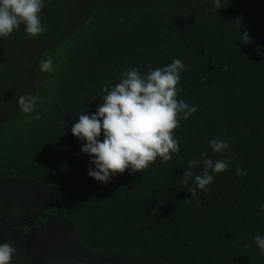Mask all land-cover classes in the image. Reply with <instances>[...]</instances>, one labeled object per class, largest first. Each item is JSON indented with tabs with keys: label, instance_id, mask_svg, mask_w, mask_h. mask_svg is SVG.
I'll use <instances>...</instances> for the list:
<instances>
[{
	"label": "trees",
	"instance_id": "obj_1",
	"mask_svg": "<svg viewBox=\"0 0 264 264\" xmlns=\"http://www.w3.org/2000/svg\"><path fill=\"white\" fill-rule=\"evenodd\" d=\"M220 6L215 10L214 0H55L40 13L42 35L29 38L22 24L0 37V190L52 196L49 207L40 203L44 208L36 205L31 214L45 227L49 219L65 224L82 254L69 248L66 257L50 260L264 264L252 239L264 237V0H220ZM244 31L252 43L241 41ZM42 58L53 60L52 73L39 70ZM174 59L186 68L177 99L197 108L175 130L179 154L168 162L158 157L142 173L126 170L107 185L90 177L95 166L81 152L86 141L71 131L79 115L93 114L103 102L102 85L119 83L123 71L136 67L143 75ZM27 93L40 97L39 120L18 107L17 97ZM213 138L230 148L213 152ZM201 152L230 163L226 172L210 173V193L198 189L191 196L193 181L180 180ZM237 166L247 175L238 176ZM203 170L202 162L193 169ZM11 196L0 191L7 224L10 213L18 217L31 206L17 208Z\"/></svg>",
	"mask_w": 264,
	"mask_h": 264
},
{
	"label": "clouds",
	"instance_id": "obj_2",
	"mask_svg": "<svg viewBox=\"0 0 264 264\" xmlns=\"http://www.w3.org/2000/svg\"><path fill=\"white\" fill-rule=\"evenodd\" d=\"M214 2L215 10L220 9V0ZM44 7L45 0H0V37L7 38L22 24L29 38L42 35L46 31L40 18ZM241 41L252 43L247 31L243 32ZM38 66L41 72L54 71L51 58H42ZM185 70L184 63L174 59L162 68H149L143 75L139 68L132 67L123 71L119 83L112 86L105 82L102 85L103 102L93 114L79 115L78 122L71 129L74 137L86 141L81 152L88 154L90 164L95 166L88 169L90 177L107 185L112 177L126 170L142 173L158 157L162 162H168L173 154H179L180 141L175 138V130L181 126V119L187 120L197 111L195 106L177 99L182 91L178 87L180 73ZM39 99V95L32 93L17 97L21 113L34 120L41 119V113L35 112ZM101 134L102 140L99 139ZM209 146L213 152L223 153L231 145L227 140L213 138ZM200 156V160L188 162L180 180L185 186L193 181V187L188 189L191 196H195L198 189L210 193L208 186L214 180L210 173L226 172L230 163L226 158L214 161L205 152ZM201 162L204 170L197 175L193 169ZM236 174L244 177L247 172L237 166ZM260 207L264 209V204ZM252 239L264 253V237L256 235ZM244 247L250 248L251 245L245 244ZM16 251L12 244L0 243V264H12Z\"/></svg>",
	"mask_w": 264,
	"mask_h": 264
},
{
	"label": "flooded vegetation",
	"instance_id": "obj_3",
	"mask_svg": "<svg viewBox=\"0 0 264 264\" xmlns=\"http://www.w3.org/2000/svg\"><path fill=\"white\" fill-rule=\"evenodd\" d=\"M33 57L31 56V58ZM0 191L4 194L12 195L11 197H14V199L16 194L17 208L31 204V206L25 209L24 213L19 211L18 217L10 213L9 218L12 220L10 224H7L0 218V243H10L17 250L13 256L12 264H59L62 261L57 263L55 260H50L49 257L53 256L59 261L58 257L61 258L62 255L66 257L63 251L69 248V250L73 249L78 255L82 254L77 248L76 241L73 243L72 238L68 237V232L71 230L65 224L57 225L53 219H49L46 224L47 227H45L42 222H37L39 220L37 214L34 216L31 214L30 210L34 209L36 205H40V209H43L44 206L47 208L53 203L52 196L49 193L42 191V193L34 194L36 195L34 196L16 188L15 192L13 188L12 190L3 188ZM3 201L9 204L12 202V199L7 196ZM40 203L44 204V206ZM0 217H3L1 210ZM15 220H17L16 223ZM22 230H24V233ZM71 240L72 242L70 243Z\"/></svg>",
	"mask_w": 264,
	"mask_h": 264
},
{
	"label": "water",
	"instance_id": "obj_4",
	"mask_svg": "<svg viewBox=\"0 0 264 264\" xmlns=\"http://www.w3.org/2000/svg\"><path fill=\"white\" fill-rule=\"evenodd\" d=\"M55 0H47L45 1V7L49 6L50 4H52ZM4 61L2 59H0V70H2L4 68Z\"/></svg>",
	"mask_w": 264,
	"mask_h": 264
}]
</instances>
